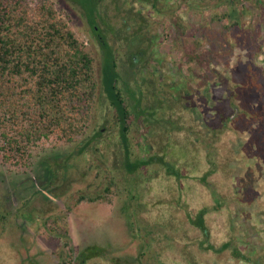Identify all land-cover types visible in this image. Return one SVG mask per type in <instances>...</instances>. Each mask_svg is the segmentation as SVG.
Returning a JSON list of instances; mask_svg holds the SVG:
<instances>
[{
  "label": "rangeland",
  "instance_id": "374dc122",
  "mask_svg": "<svg viewBox=\"0 0 264 264\" xmlns=\"http://www.w3.org/2000/svg\"><path fill=\"white\" fill-rule=\"evenodd\" d=\"M49 1L76 34L85 50L94 57L97 75L100 73L101 63L107 62L108 72L113 70L115 74L114 86L126 101V92L130 89L134 90L133 80L137 76L131 67L126 65L123 67L122 63L117 64L120 62L118 55L115 57L116 63L112 58L103 59L104 54L99 47V38L92 33L85 11L78 5L80 2L82 4L86 2L88 5L90 0ZM106 1L108 2V0ZM168 1L170 6H174L178 0ZM206 2L207 0H204L201 5L202 11L191 10L188 13L185 18L187 36L181 37L176 36L168 17L153 14L144 2L137 1L135 6L137 9H141V14L149 20L150 37L142 40H150L156 49L155 55L162 58L161 75H163L162 72H165L164 76L169 77L171 81L175 80L176 84L181 79L186 80L185 85L181 84V88L178 87L177 90L180 89L178 92L174 89H169V91L165 86V89L155 97V103L149 105L155 113L164 116L172 115V113L174 116L177 115L175 118L171 117L174 118L171 126L164 125L162 123V120H165L164 117L160 118L159 121L153 123L154 127L151 124L153 127L151 132L161 134L163 130H172L176 134L175 147L171 149V155L163 160L165 164L175 168L180 178L166 174V168L162 164L156 167V175L153 178L159 176L156 179L158 180L165 175L163 177L168 179L165 182L155 181L153 183L148 178L147 170L141 172L133 183L130 181L133 180V177L130 178L115 172L113 175L117 178L115 181L120 190L119 192L114 190L112 193L118 194V197L113 199V206L112 204L76 205L74 203L78 194L93 196L101 190L102 184L96 179L97 169L95 171V168L99 166L104 169L106 165H110L106 161L109 159L108 152H104L107 149V143L110 140L112 142L116 140V133L119 130L114 126V111L109 107L108 102L111 99L109 94L111 82L107 81L105 85L104 83L101 85L98 77V97L92 119L83 137L71 144L55 138L39 142L31 149L30 165L27 168L15 165L13 160L5 161L0 152V204L7 205V208L2 206L3 213L17 210V201L12 197V194H26V191L22 192L24 188L30 185L34 186V182H32L34 172L38 167H41L46 159L61 158L73 154L69 161L68 175L65 180V182L71 181L66 189L68 191L64 193L68 195L57 201V211L59 214H65L60 215L64 219L58 223L57 227L52 223H49V226L59 230L67 229L70 237L69 242L75 253L87 245L95 244L106 248V251L108 250L106 259L124 258L126 255L129 258H134L145 248L142 247L140 236L137 237L135 233L130 232L129 224H131L137 231L140 230L136 229V226L140 225L141 232H143L142 237L144 234H150L148 232L153 230L152 236L156 241L154 251L148 253L149 257L148 254L142 257L143 264H183L184 260L192 255L197 256L196 264H247L234 260L230 256V249L216 254H210L206 250L199 253L194 249L190 237L182 235L187 226L186 218L192 216L198 208H205L210 210L207 216V226L210 230V242L215 247H219L230 238L234 239L237 245L240 244L247 249L264 241L262 226H257L256 235H254V227L251 225L248 211L251 198L264 193L263 15L255 4L243 1L237 7V10H241L243 14L240 17L241 25L223 36L222 24L212 20V9L211 11L207 10ZM214 10L216 13L223 12L225 7L217 6ZM118 16H124V14L117 15L114 5H111L106 14L101 15V20L104 19L105 22H109L112 27H115L117 26L114 25L115 19ZM198 26L208 27L204 36L199 38V42H201L199 46L193 44V40L189 36ZM129 27L133 29V22L129 23ZM117 29H121V25ZM135 29H137L136 26L133 32ZM143 29V26L139 30L137 29L138 31L136 30L137 32L134 33L135 36L129 34L126 42H123L128 51L133 48L135 52L137 50L145 52L148 48L149 44L141 40ZM97 30L101 32L105 29L100 26ZM253 31L256 35L254 41H250ZM100 32L98 31V33ZM236 34L245 35L241 44L238 42ZM152 36L155 37L152 38ZM119 43L120 41L117 39L116 52L120 47ZM194 55L198 56V60L191 59ZM112 61L116 64L115 69H112ZM124 80L131 81L126 86L127 88L123 86L124 82L122 81ZM184 91L188 96L185 101L186 110L180 107V102L171 99L172 96L184 97ZM138 99L136 94V98H129L126 102L129 112L126 121L127 132L128 136L134 139L141 129L134 116L135 106L138 102L137 107H140L141 111L147 108V103L144 102L147 101V98L143 97V102L141 98L140 101ZM181 100L184 102L185 99ZM189 108L194 111L197 120L192 118ZM200 120L208 125L207 129L211 131L210 138H213L216 149L215 154L213 150L208 152V157L215 160V168L210 165L215 170V175L213 174L204 183L200 181L202 175L199 176V172L205 171V169H200L197 150L188 151L191 146L188 143L192 139L199 138L200 141L208 139L204 130L198 128ZM179 127H182V130ZM99 129H102L103 132L100 146L99 143L97 144L100 149L99 155L93 156L91 153H84L82 156L76 155L75 149L81 139L92 136ZM145 131L147 130L145 129ZM214 155H216V159ZM227 162L228 169L223 167ZM253 184L257 186V189H254ZM55 185H62V183L58 182ZM180 185H182L181 193L175 192ZM41 193L39 191L37 194ZM132 194H134V198L136 194L139 201L151 202L152 207L148 209L147 203L140 202L142 209L130 208L128 203ZM174 194H183L182 204L173 201ZM217 194L223 198L219 210H216L214 206L219 203L216 200ZM134 198L131 203H135ZM236 202H240L242 205H238ZM125 206L128 209L125 210ZM68 211L70 213H67ZM236 211L237 215L235 216H237L238 222L236 221V225L232 226L230 216ZM49 230V227H45L43 223L38 225L37 223H28L19 215L10 214L6 230L0 233V264H11L8 258L14 252H16L14 255L16 257L15 264H17V257L22 259V261L18 260L22 264H58L61 243L60 240L54 238V235L49 237L51 233ZM169 231H176V233H168ZM191 236H195V234L192 233ZM152 246L153 244H151ZM243 253H247V251H243ZM87 264L109 263L106 260L94 259Z\"/></svg>",
  "mask_w": 264,
  "mask_h": 264
},
{
  "label": "trees",
  "instance_id": "16d2710c",
  "mask_svg": "<svg viewBox=\"0 0 264 264\" xmlns=\"http://www.w3.org/2000/svg\"><path fill=\"white\" fill-rule=\"evenodd\" d=\"M137 1L146 3L153 14L168 17L176 36L181 37L187 36L185 18L188 13L191 10L202 11L201 5L204 0H178L174 6H170L168 0H108V2L106 0H90L88 5L86 2L83 3L84 5L80 2L78 5L84 9L92 33L97 36L98 31L101 30H97L100 26L103 29H106V26L109 28L107 25L109 22H105L104 19L101 20V15L104 16L111 5H114L117 15L124 14V16L116 17L114 25L117 26H111L114 31H117L121 46V43L126 42L128 35L135 26L138 30L143 26V32L151 33L148 28L149 20L141 14V9L135 7ZM243 1L255 4L261 10L264 21V0H207V10L211 11L212 9V20L222 24L223 36L241 25L240 17L243 14L241 10H237V7ZM217 6H223L225 10L216 13L214 9ZM131 21L133 22V29L129 27ZM119 25H121V29H117ZM207 28V26H198L195 31L189 34L193 44L198 46L201 44L199 38L204 36ZM137 29L134 30V33L138 31ZM255 35L254 31L251 32L250 41H254ZM244 36L236 34L240 44L244 41H242ZM148 37L150 36L147 35L146 38ZM98 38L99 47L104 54L103 59L112 58L115 62L114 51L104 41L106 40L105 37L100 35ZM191 59L198 60V56L194 55ZM113 61L111 66L112 69H115L116 62L113 63ZM130 65L133 67L131 60ZM99 72L97 75L94 57L85 50L76 34L49 0H0V152L5 161L13 160L15 165L27 168L30 165L31 149L39 142L55 138L71 144L83 137L94 112L99 80L101 85L103 83L105 85L107 81L111 82V92L109 93L111 99L109 100L111 107L116 108L118 112L120 125L116 133V140L114 142L110 140L104 152H108L109 159L106 161L110 165L107 166L104 163L107 166L104 169L99 166L95 168V171L97 169L96 179L102 184L101 190L93 196L78 194L74 200L76 205L99 203L112 204L113 206V199L117 198L118 194L112 193L114 190L117 192L120 190L116 185L117 178L113 175L115 172L130 178L133 177V180H130L133 183L140 175V169H143L144 172L147 170L148 178L153 183L155 181L165 182L168 180L163 177L165 175L158 180L156 179L159 176L153 178L156 175L155 164H162L166 168V174L180 178L175 168L165 164L163 160L171 155V149L175 147L176 143V134L172 130H163L161 134L159 132L155 134V132H151L153 127L149 125L150 129L143 133V142L148 146L144 149L150 148V150L141 156L137 146L134 145L141 141L138 142V139L128 136L125 120H127L129 112L125 106L124 98H120V93L114 86L115 74L113 70L108 72L107 62L101 63ZM125 85L123 84V86ZM131 92L129 93L132 95L130 99L136 98L134 91ZM137 106L136 104L135 109ZM162 123H164L163 120ZM166 124L164 123V125ZM160 125L162 124L160 123ZM210 135L211 131L208 139L197 142L192 139L188 143L191 145L188 151L197 150L200 169H205V171L199 172V176L202 175L201 183L208 181V178H211L213 174L215 175V170L210 166H214L215 160L208 157L209 151L212 152L213 150L214 154L216 153L215 144ZM102 136V129H99L92 136L82 138L75 149L76 155L82 156L84 153H91L93 156L99 155L100 149L97 144L99 143L100 146ZM210 139L211 141H208ZM168 142L172 143L169 144ZM211 155L213 156L212 153ZM72 157L73 154H68L61 158L46 159L41 167H38L34 172V178H32L34 186L30 185L29 188H24L22 192L26 191V194H12V197L17 201L16 206L18 208L16 211L3 213L2 206L7 208V205L0 204V233L6 230L9 215L15 214L28 223H37V225L43 223L45 227H49V231L52 233L49 232V237L54 235L55 237H53L60 240L61 243L58 264H87L94 259L106 260L109 264H143L142 257L150 254L154 244H156L152 236L153 230L148 232L150 234H144L142 237L143 232H141L140 225L136 226V229L140 230L137 231L129 224L130 232L135 233L137 237L140 236L139 239H141L145 252L143 250L134 258H129L126 255L124 258L111 257L109 260V258L106 259L108 250L106 251V248L95 244L87 245L75 253L70 245L67 229L61 228L59 230L56 228L58 223L64 219L63 216H60L64 213L59 214L57 211V201L68 195L64 193L68 191L66 189L70 185V180L68 182L65 180L68 175L69 161ZM214 157L216 159V155ZM223 167L228 169V162ZM58 182H61L62 185H55ZM34 187L36 188L34 189ZM181 189L182 185L175 192L181 193ZM39 191L40 193L43 191V193L37 194ZM174 195L173 201L182 204L183 194ZM133 198L134 194L131 195L128 203L132 209L141 208L140 202L147 203L145 200L139 201L136 194L133 200L135 203H131ZM150 203H147L148 209L152 207ZM214 206L216 210H219L220 201ZM65 209L63 210L65 211ZM126 209H128L127 206H125ZM209 211L205 208H198L192 216L186 218L187 226L182 235L190 237L194 249L198 250L199 253L206 250L210 254L221 253L230 249V256L234 260L256 264L252 262L254 259L249 254L243 253L235 246L236 243L232 238L223 242L224 244H220L219 247L211 244L210 230L207 226ZM49 223L56 225V227H50ZM168 233L175 234L176 231H169ZM192 233L195 236H191ZM151 244H153L152 247ZM15 253L9 255L8 261L11 264L16 262ZM196 259L197 256L192 255L185 259L183 264H196ZM18 260L17 264H22L20 262L22 259Z\"/></svg>",
  "mask_w": 264,
  "mask_h": 264
},
{
  "label": "flooded vegetation",
  "instance_id": "af4514ba",
  "mask_svg": "<svg viewBox=\"0 0 264 264\" xmlns=\"http://www.w3.org/2000/svg\"><path fill=\"white\" fill-rule=\"evenodd\" d=\"M132 22V21H131ZM129 22V23H131ZM121 23V22H120ZM109 28L107 27L104 31H101L98 34V37L104 36L106 40H104L109 47L112 49V51H114V57H116V55H118V59L120 62H118L117 64H123L126 66H131L130 65V60L133 61V67L131 66V69H133L132 71L136 74L137 78L133 80V86L135 87L134 90H129L128 92H126V98L124 101L125 102V106L126 102H128L130 96H132L131 94H129L131 91H134L135 94L138 95V100L143 102L144 99H146L147 101H144L147 103V108L144 111H141L140 107H137V109H134V116L136 117V121H137V125L141 126V129L138 131L137 137L136 139H138V142L141 141L139 144L135 143L134 145L137 146L138 151L141 153V156H143L149 149L145 150L144 148H148V146L146 144H144L143 140H144V131L149 130L150 127L148 125H151L154 127L153 123L159 121L160 118H163L165 120L164 123L166 124V122L169 123V126L171 125L173 119L177 116L172 113V115H167L164 116L160 113H155V111H153L152 107L149 106L151 105V103H155V97L158 96L160 94V91L165 89V86L169 89H174L177 92L180 90H177L178 87L181 88V84L182 86L185 85L186 80L181 79L179 80V83L176 84L175 80H172L167 77L164 76L165 72H162L163 75H161L160 69L163 65V61L162 58H158L157 55H155L156 49L155 47L152 45V42L150 40H142L143 38H146L147 35H149L150 33L148 32H142V37L141 40L144 43H148V48L144 51H133V48L131 51H128V49L125 47L124 44H122L119 49L116 52V42L117 39L120 38L118 37V33L116 31H114L112 28H110V24H108ZM130 34H134V32H130ZM155 36H152V38H154ZM103 41V42H104ZM140 41V40H139ZM138 41V42H139ZM119 45V44H118ZM116 62V61H115ZM163 68V67H162ZM141 76V77H139ZM122 82H126L124 84L125 87L131 83V81L128 80H124ZM147 87L149 88L147 90ZM127 88V87H126ZM170 91V90H169ZM133 93V92H131ZM145 94L147 95V97L145 98ZM144 97V99H143ZM171 97V96H170ZM120 98L123 99L124 97ZM185 99L184 102L181 99ZM180 97V96H172L171 99L176 100L177 102H180L179 105L181 108L185 109L187 108V105L185 103V101H187L188 96L186 95V91H184V97ZM159 100V99H158ZM110 108L113 109L114 111V116L113 119L114 120V126L116 128H118L119 126V118H118V112L116 111V108L111 107V102L110 100L108 101ZM160 102V101H159ZM139 103H137L138 105ZM155 105V104H154ZM140 106V105H139ZM136 108V107H135ZM190 114L192 115V118L194 120H197V117L194 116V111L191 110V108H189ZM178 113V112H177ZM132 116V115H131ZM174 118H171V117ZM128 117V116H127ZM178 118L180 119V117L178 116ZM127 119V118H126ZM171 119V120H170ZM127 121V120H125ZM167 123V125H168ZM199 126L198 128H200L201 130H204L205 135L208 136V134L210 133V131L207 129L208 125H206L202 120L198 121ZM126 124V122H125ZM173 124V123H172ZM146 125V126H145ZM145 126V128H144ZM103 129V128H102ZM180 130H182V127H179ZM178 129V130H179ZM190 133V130H189ZM198 140H200L199 138H196L195 141L197 142ZM156 167L158 166V164H155ZM140 172H144L143 169H140ZM254 189H257V186H255V184H253ZM218 197H216L217 200L220 201V204H222L223 202H221V199H223L220 194H217ZM238 205H242L240 202H236ZM235 203V205L237 206V204ZM252 205H255L254 207ZM248 211H249V218H250V222L251 225L254 227L253 231H254V235H256V229L257 226H262L264 229V193L262 192L261 194H257L256 196H254L253 198H251V205H249L248 207ZM237 211L235 212V214H231L230 216V223L232 226H235L236 223L238 222L236 218L237 216ZM237 221V222H236ZM264 236V235H263ZM234 243V242H233ZM238 249H240L241 251H247V254L250 255V257H252V259H254V263L256 264H263L264 263V241L263 242H258V244H255L254 246L251 247V249H247L242 247L240 244L239 245H235ZM242 261V260H239ZM243 262V261H242Z\"/></svg>",
  "mask_w": 264,
  "mask_h": 264
}]
</instances>
